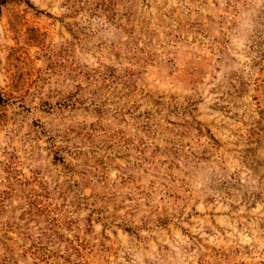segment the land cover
Returning <instances> with one entry per match:
<instances>
[{
  "label": "rangeland",
  "instance_id": "1",
  "mask_svg": "<svg viewBox=\"0 0 264 264\" xmlns=\"http://www.w3.org/2000/svg\"><path fill=\"white\" fill-rule=\"evenodd\" d=\"M0 264H264V0H0Z\"/></svg>",
  "mask_w": 264,
  "mask_h": 264
}]
</instances>
